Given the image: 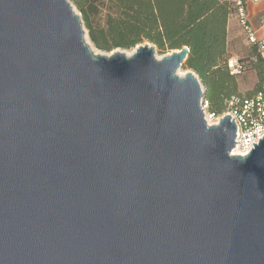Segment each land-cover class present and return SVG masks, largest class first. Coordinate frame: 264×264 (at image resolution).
<instances>
[{"label":"water","instance_id":"water-1","mask_svg":"<svg viewBox=\"0 0 264 264\" xmlns=\"http://www.w3.org/2000/svg\"><path fill=\"white\" fill-rule=\"evenodd\" d=\"M68 0H0V264H264V136L145 43L94 55Z\"/></svg>","mask_w":264,"mask_h":264},{"label":"trees","instance_id":"trees-1","mask_svg":"<svg viewBox=\"0 0 264 264\" xmlns=\"http://www.w3.org/2000/svg\"><path fill=\"white\" fill-rule=\"evenodd\" d=\"M95 49H133L148 43L159 53L189 49L180 66L203 86L209 113L221 115L232 96L250 97L264 87V60L248 58L256 84L247 96L238 91L236 74L228 69V20L236 12L232 0H69ZM237 60L240 72L242 63Z\"/></svg>","mask_w":264,"mask_h":264},{"label":"built area","instance_id":"built-area-1","mask_svg":"<svg viewBox=\"0 0 264 264\" xmlns=\"http://www.w3.org/2000/svg\"><path fill=\"white\" fill-rule=\"evenodd\" d=\"M232 2L236 12V23L243 38L254 46L258 57L264 60V34L258 37L257 32L249 24L247 0H232ZM227 67L232 74H238L241 70L237 61H229ZM202 113L207 126L218 125L219 119L224 116H229L230 121L233 119L234 128H236L235 145L230 156L245 157L251 149H254L253 144L258 145V141H261L264 136V87L260 92L247 98L232 96L225 111L218 116L209 113L204 102Z\"/></svg>","mask_w":264,"mask_h":264},{"label":"crops","instance_id":"crops-1","mask_svg":"<svg viewBox=\"0 0 264 264\" xmlns=\"http://www.w3.org/2000/svg\"><path fill=\"white\" fill-rule=\"evenodd\" d=\"M246 9L249 24L257 32V36L260 37L264 34V23H262L264 19V0H247ZM227 24V52L230 54L231 60L237 61L243 57L252 59L251 52L254 51V48L243 38L235 18L230 17ZM254 81L255 79L253 83ZM236 83L238 91L244 96H247L254 88V84L245 87L241 82V76H237Z\"/></svg>","mask_w":264,"mask_h":264},{"label":"rangeland","instance_id":"rangeland-1","mask_svg":"<svg viewBox=\"0 0 264 264\" xmlns=\"http://www.w3.org/2000/svg\"><path fill=\"white\" fill-rule=\"evenodd\" d=\"M69 1V0H68ZM70 2V1H69ZM71 4V3H70ZM72 5V4H71ZM73 7V10L75 13L78 14V12L76 11V9L74 8V6L72 5ZM79 15V14H78ZM85 43L89 45L90 47V50L91 52L94 54V55H103V56H110L112 53H119V54H123L125 55L126 57L127 56H130L136 48H133V49H127V50H123V49H113L111 52H104V51H101V50H98V49H95L94 45L91 44V42L89 41L88 39V36H87V31L85 29ZM146 43V42H145ZM145 43H142L145 44ZM140 46V45H139ZM138 47V46H137ZM255 52V51H254ZM170 53H159L156 49H154V57L156 59H162L164 58L166 55H169ZM248 58L246 57H243L241 58V60H239L241 63H242V68L243 70L241 72L238 73L237 76H241V82L243 83V85L245 87H248V86H251L254 84L255 86V82H256V76H255V72L250 68V64L249 62L247 61ZM188 72H191L190 70H183L181 69V67H179L177 69V75L179 77H184ZM255 79L254 83H253V80ZM202 90L204 92V88L202 86Z\"/></svg>","mask_w":264,"mask_h":264}]
</instances>
